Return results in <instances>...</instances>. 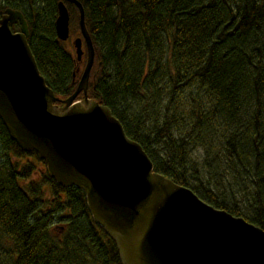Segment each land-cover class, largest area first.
<instances>
[{
    "label": "trees",
    "instance_id": "trees-1",
    "mask_svg": "<svg viewBox=\"0 0 264 264\" xmlns=\"http://www.w3.org/2000/svg\"><path fill=\"white\" fill-rule=\"evenodd\" d=\"M57 1L0 0V13H23L37 68L61 104L83 66L56 36ZM63 1L70 35L80 34L78 8ZM78 1L94 48L87 95L154 171L264 229V0ZM36 163L45 164L0 119V264H121L83 190Z\"/></svg>",
    "mask_w": 264,
    "mask_h": 264
},
{
    "label": "water",
    "instance_id": "water-1",
    "mask_svg": "<svg viewBox=\"0 0 264 264\" xmlns=\"http://www.w3.org/2000/svg\"><path fill=\"white\" fill-rule=\"evenodd\" d=\"M66 1L78 8L80 35L71 42L78 60L84 42L86 60L61 104L37 68L23 13L7 7L0 15V119L10 138L35 151L56 183L83 190L92 220L114 241L121 264H264L263 228L154 171L111 110L87 95L94 48L81 3ZM54 28L58 39L69 38L63 0Z\"/></svg>",
    "mask_w": 264,
    "mask_h": 264
},
{
    "label": "rangeland",
    "instance_id": "rangeland-1",
    "mask_svg": "<svg viewBox=\"0 0 264 264\" xmlns=\"http://www.w3.org/2000/svg\"><path fill=\"white\" fill-rule=\"evenodd\" d=\"M80 33V32H79ZM77 35H80V34H71L70 36H69V38H68V44L70 45V47H71V49L72 50H74V48H73V46H71L72 45V39L75 37V36H77ZM82 49H83V54H82V56H81V61H80V66L82 67H84V65H83V59L84 58H86V48H85V44H84V42L82 43ZM86 60V59H85ZM83 67H82V69H83ZM82 72V71H81ZM77 86V85H76ZM88 87V86H87ZM87 91V90H86ZM37 164V169L38 170H43V169H45V164H42V163H36Z\"/></svg>",
    "mask_w": 264,
    "mask_h": 264
},
{
    "label": "flooded vegetation",
    "instance_id": "flooded-vegetation-1",
    "mask_svg": "<svg viewBox=\"0 0 264 264\" xmlns=\"http://www.w3.org/2000/svg\"><path fill=\"white\" fill-rule=\"evenodd\" d=\"M2 13H0V15H1ZM14 24H17V23H14ZM16 31V30H15ZM81 61V60H80Z\"/></svg>",
    "mask_w": 264,
    "mask_h": 264
}]
</instances>
